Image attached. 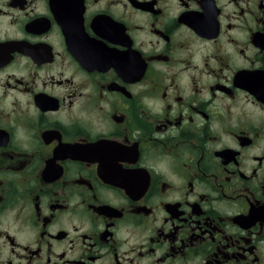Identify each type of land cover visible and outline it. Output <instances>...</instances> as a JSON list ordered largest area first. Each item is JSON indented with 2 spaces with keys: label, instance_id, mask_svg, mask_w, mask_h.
<instances>
[{
  "label": "flooded vegetation",
  "instance_id": "af4514ba",
  "mask_svg": "<svg viewBox=\"0 0 264 264\" xmlns=\"http://www.w3.org/2000/svg\"><path fill=\"white\" fill-rule=\"evenodd\" d=\"M0 264H264V0H0Z\"/></svg>",
  "mask_w": 264,
  "mask_h": 264
}]
</instances>
